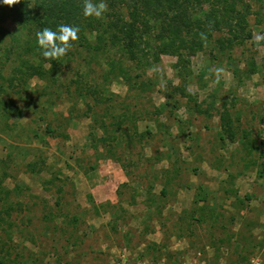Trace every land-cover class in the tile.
Listing matches in <instances>:
<instances>
[{"label": "rangeland", "instance_id": "rangeland-1", "mask_svg": "<svg viewBox=\"0 0 264 264\" xmlns=\"http://www.w3.org/2000/svg\"><path fill=\"white\" fill-rule=\"evenodd\" d=\"M242 2L251 36L231 49L215 34L184 66L81 49L0 95V264H264V0ZM16 25L4 75L19 51L38 62Z\"/></svg>", "mask_w": 264, "mask_h": 264}, {"label": "trees", "instance_id": "trees-1", "mask_svg": "<svg viewBox=\"0 0 264 264\" xmlns=\"http://www.w3.org/2000/svg\"><path fill=\"white\" fill-rule=\"evenodd\" d=\"M243 0H103L106 9L97 18L83 12L84 0H18L11 5L0 4V43L9 38L7 44H0L5 54L15 53V33L5 28L4 22L12 19L17 25L15 28L25 30L30 39L27 40L26 50L36 52L34 60L22 51L16 57L17 63L9 68V74L2 71L7 62H0V95L10 90L20 91L16 85L25 84V79L32 73H46L42 68L44 61L61 64L70 62L81 49L90 50L96 55L108 49L115 48L129 60L144 65L159 60L160 55H175L177 64L185 65L189 57L212 38L220 51L231 49L235 44L243 43L251 36L247 29V5ZM97 4L100 0H91ZM206 5V6H205ZM66 24L78 28L77 39L69 41L70 48L66 53L51 60L43 57L36 44V33L47 27L55 31L58 25ZM114 58L109 62L114 63ZM126 73L124 69L121 71ZM70 78L64 89L69 93L73 83L80 96L90 91L89 85L79 78ZM62 89L61 87L59 90ZM93 91V90H92ZM95 94L98 90H94ZM1 101V99H0ZM96 102H99L98 100ZM196 111L201 112L199 108ZM119 116H121L119 118ZM114 121L109 122L112 127L101 124L103 135L101 140H115V132L121 130V124L126 118L121 113ZM220 140L225 138L233 141V122L229 109L224 105L219 112ZM47 131L50 132L49 126ZM242 146L247 151L252 149L248 140L242 139ZM232 193L235 194L234 190Z\"/></svg>", "mask_w": 264, "mask_h": 264}, {"label": "clouds", "instance_id": "clouds-1", "mask_svg": "<svg viewBox=\"0 0 264 264\" xmlns=\"http://www.w3.org/2000/svg\"><path fill=\"white\" fill-rule=\"evenodd\" d=\"M16 2H18V0H0V4L11 5ZM105 9L106 4L103 0H100L97 4H93L91 0H84L82 14L85 17L92 15L99 18ZM77 32V27L66 24L58 25L55 31L45 27L36 33V44L43 57L56 60L63 56L70 48L71 45L69 41H75L77 39ZM255 39L256 41H260L264 39V36L257 35Z\"/></svg>", "mask_w": 264, "mask_h": 264}]
</instances>
